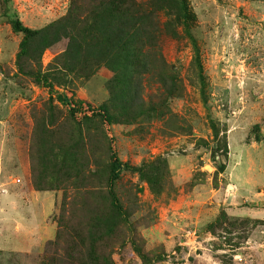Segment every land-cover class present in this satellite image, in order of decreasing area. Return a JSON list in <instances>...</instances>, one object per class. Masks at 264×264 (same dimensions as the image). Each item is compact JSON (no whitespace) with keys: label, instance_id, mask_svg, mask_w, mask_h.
<instances>
[{"label":"rangeland","instance_id":"obj_1","mask_svg":"<svg viewBox=\"0 0 264 264\" xmlns=\"http://www.w3.org/2000/svg\"><path fill=\"white\" fill-rule=\"evenodd\" d=\"M0 264H264V0H0Z\"/></svg>","mask_w":264,"mask_h":264},{"label":"trees","instance_id":"obj_2","mask_svg":"<svg viewBox=\"0 0 264 264\" xmlns=\"http://www.w3.org/2000/svg\"><path fill=\"white\" fill-rule=\"evenodd\" d=\"M6 1H8V0H6ZM11 27H12L13 31L20 32L23 34V38L19 44L20 53L27 50V47L29 46L30 42L33 39L42 38L43 34L46 31V29L45 30L44 29H33L30 27L24 26L18 18L11 20ZM106 52H107V50H106ZM60 97L62 98V96H60ZM72 108L73 107H70V109H71L70 112H71V114H74L75 112H73ZM106 119L109 120L108 115L106 116ZM110 150L112 152V157H113L112 163H111V170H112L111 179L115 180L119 174V171H120L122 165H121L118 157L116 156L114 150L112 148ZM113 199H115V198H113ZM115 206L118 207V203Z\"/></svg>","mask_w":264,"mask_h":264},{"label":"crops","instance_id":"obj_3","mask_svg":"<svg viewBox=\"0 0 264 264\" xmlns=\"http://www.w3.org/2000/svg\"><path fill=\"white\" fill-rule=\"evenodd\" d=\"M11 197H12V196H8V197H7V201H10V200H11Z\"/></svg>","mask_w":264,"mask_h":264}]
</instances>
